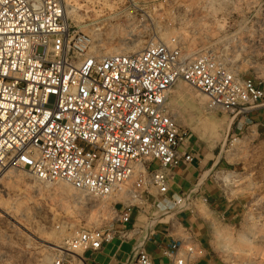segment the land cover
<instances>
[{
	"label": "built area",
	"instance_id": "obj_1",
	"mask_svg": "<svg viewBox=\"0 0 264 264\" xmlns=\"http://www.w3.org/2000/svg\"><path fill=\"white\" fill-rule=\"evenodd\" d=\"M232 37L218 40L228 44ZM234 53L211 45L189 57L176 36L137 52L102 55L92 36L73 25L65 0H0V179L9 169L27 168L40 182L114 197L109 225L78 228L52 246L49 264H88L84 252L100 251L118 237L130 240L129 233L140 237L126 264H154L145 249L153 224L191 208L195 199L168 196L172 170L193 160L180 151L187 130L171 107L175 86L185 82L207 97L209 110L228 113L232 135L257 134L252 115L264 110V67L261 75L245 76ZM239 140L235 136L231 145ZM237 174L217 168L212 176L222 189ZM203 203L209 207L208 198ZM134 209L145 217L141 226L132 222ZM6 224L10 239L16 219ZM163 254L172 264L200 258L191 233Z\"/></svg>",
	"mask_w": 264,
	"mask_h": 264
},
{
	"label": "rangeland",
	"instance_id": "obj_2",
	"mask_svg": "<svg viewBox=\"0 0 264 264\" xmlns=\"http://www.w3.org/2000/svg\"><path fill=\"white\" fill-rule=\"evenodd\" d=\"M222 1L65 0V5L69 6L68 16L73 25L92 36L102 55H109L106 50L110 47L137 46L139 51L148 42L180 36L189 57L211 45L221 48L226 45L235 50L232 61L245 76L261 75L264 0H251V6L248 0ZM225 33L234 34V40L228 44L219 41ZM122 38H125L124 45L120 42ZM170 100H179L181 105L200 100L206 115L219 111L230 122L228 113L209 110L207 97L185 82L175 86ZM177 111L179 124L187 128L186 118L193 113L186 112L184 107ZM227 124L206 120L203 125L206 134L220 141L222 168L238 173L237 181L220 190L225 201L240 206L241 215L233 223L220 220L203 201L199 202V213L210 223L211 249L224 264H264V143L259 139L253 141L256 135L245 138L239 131V135H232ZM235 136L240 140L231 145ZM9 170L0 179V198L14 206L9 214H17V219L43 241L29 235L18 224L9 239L5 226L10 217L3 219L1 211L4 222L0 223V264L9 260L49 264L55 254L49 243L63 245L78 228L106 227L113 218L110 205L114 197L89 196L65 182H40L27 168ZM211 179L216 184L213 176Z\"/></svg>",
	"mask_w": 264,
	"mask_h": 264
},
{
	"label": "crops",
	"instance_id": "obj_3",
	"mask_svg": "<svg viewBox=\"0 0 264 264\" xmlns=\"http://www.w3.org/2000/svg\"><path fill=\"white\" fill-rule=\"evenodd\" d=\"M171 107L177 113V109L186 108V112L193 113L187 117V130L185 141L180 146L182 154H191V162L183 161L172 170L170 191L168 196L190 194L194 199L191 208L174 210L163 218L156 220L150 238L145 243V249L152 257L154 264H172L169 257L163 254V249L173 240L186 239L189 233L197 241L200 258L197 264H224L223 260L211 249V226L208 220L199 213V202L203 198L209 199V208L220 220H228L233 223L238 221L241 215L240 206L237 203L225 201L221 190L211 179V172L221 166L220 141L204 132L206 120L213 123H227L229 132L232 129L228 117L215 111L206 115L204 103L199 100L188 101L181 105L179 100H170ZM253 128L257 130L256 138L264 143V110L252 115ZM182 126V125H181ZM229 126V127H228ZM183 127V126H182ZM216 168V169H217ZM145 217L139 210L132 211V222L138 226L144 224ZM129 225L128 227H130ZM121 228V225L119 226ZM130 240L116 238L105 244L100 251L88 250L84 252L88 264H126L131 258L133 243L140 237L133 233L128 234Z\"/></svg>",
	"mask_w": 264,
	"mask_h": 264
},
{
	"label": "bare ground",
	"instance_id": "obj_4",
	"mask_svg": "<svg viewBox=\"0 0 264 264\" xmlns=\"http://www.w3.org/2000/svg\"><path fill=\"white\" fill-rule=\"evenodd\" d=\"M67 4V3H66ZM71 10H73L72 8H71ZM75 10V9H74ZM66 11H67V14L69 13V12H71V11H69V6L67 7L66 6ZM75 12V11H74ZM132 32V31H131ZM120 42L122 43V45H124V43H125V38L123 39H121L120 40ZM137 42V41H136ZM126 44V43H125ZM134 44V43H133ZM138 44V43H137ZM133 47V46H132ZM130 47V46H127V47H117V48H112V47H110V48H107V50H106V53L107 54H109V55H111V54H115V53H129L128 51L129 50H132L133 52H136L137 50V46H135V47ZM140 50V49H139ZM11 170H9L8 171V173L10 172ZM66 184H68V183H66ZM67 186V185H66ZM14 206H12L10 203H6L4 200H2L1 198H0V212L1 213H3L2 214V216L3 215H5V216H7V217H10V218H12V219H16V222H17V224L22 228V229H24L25 230V232H27L29 235H31L32 237H34L35 239L37 238V239H39V240H42L43 241V239H41V237H37V236H35V235H33L32 234V232H30L29 231V228L25 225V224H23V222H21L20 220H18L17 219V214H14V216H11L9 213H10V211H11V209L13 208ZM30 236V237H31ZM31 237V238H32ZM47 242V241H46ZM49 243V242H48ZM50 245H52V246H58L57 244H52V243H49ZM42 264H43V262H42Z\"/></svg>",
	"mask_w": 264,
	"mask_h": 264
}]
</instances>
